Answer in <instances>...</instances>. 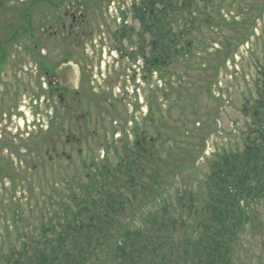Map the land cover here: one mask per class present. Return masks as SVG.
Wrapping results in <instances>:
<instances>
[{"label": "rangeland", "instance_id": "obj_1", "mask_svg": "<svg viewBox=\"0 0 264 264\" xmlns=\"http://www.w3.org/2000/svg\"><path fill=\"white\" fill-rule=\"evenodd\" d=\"M29 1L12 0L7 7L0 8V58L5 54L9 59L1 72L0 88L5 84L8 86L14 74L21 80L16 83L17 87H21L17 92L19 106L16 126L8 124L5 127L0 119V251L2 249L4 252L20 247L22 242L19 235L35 232L36 228H40L41 220L49 223L48 212H54L53 204L59 209V204L68 195V184L62 183L61 177L71 179L76 171L82 178L78 181L80 186L86 184L84 164L89 165L93 157L98 160V165L103 162L104 153L100 143L104 141L105 128H108V134H117L113 140L116 141L119 135L125 140L128 135V144L134 145L128 116L146 98V92L142 90L143 98L138 103L131 102L133 99L128 101L123 88L120 93L115 90L120 95L118 94V98L108 96V124L105 121L104 124L97 125L94 129L97 132L96 138L80 146L82 155H77L75 147L66 146L62 149L57 140L60 134L57 120L59 112L54 111L55 109L50 111L40 103L44 92L42 88L47 85L41 77H45V71L54 70L55 76L60 74L63 59L69 55L73 59H79L80 55L81 58L90 55L97 45L99 27L103 25L102 32L107 26L108 31H117L122 22L121 13H127L128 23L139 29L134 7L141 0H79L84 12L88 13L89 21L96 27L92 28L93 39L85 41L79 47L67 35L62 38L56 33L62 19L59 9L62 0H39L34 4H29ZM76 1L68 0L70 4ZM213 3L207 10L202 4L197 5V8H201V22L188 37L192 41V49L188 55L173 59L160 79L155 75L150 82L142 80L141 83L145 89L159 88V99H154V103L159 106L156 114L160 137L159 145L153 144V149L158 152L154 153L161 171V188H154L155 195L160 192V201L162 194L170 193L171 189L176 191L178 185L192 189L198 187V180L210 172L209 161H213L218 154L242 149L245 132L251 122L250 114L244 109L246 105L250 107L255 104L258 96L257 83L262 81L259 68L264 70V0H214ZM207 15L211 17V23L206 21ZM182 25V22L179 23V27ZM49 27L52 29L46 33ZM30 28L32 32L28 31ZM150 40L149 37L144 40L146 53L150 50ZM111 44L108 35L109 62L110 57H113V53H109ZM70 64L74 65V61ZM63 69L72 74L70 68ZM87 71L90 70L84 69V74H88ZM111 73L110 85L116 86L115 80L124 72L121 71L118 77L114 70ZM54 75L51 78L56 81L57 77ZM41 83L45 84L42 88ZM110 104L114 108L119 107V116L117 110L110 113ZM146 105L145 102L140 110L143 115L147 111ZM100 108L106 110L104 106ZM43 115L46 117L44 130L37 121L43 120ZM33 120L36 125L33 123L30 130L28 122ZM74 121L72 117L71 125ZM25 123L27 127L22 129ZM8 126H11V130L7 129ZM146 128L148 138L149 134L153 137L152 127ZM45 132L47 133L44 134ZM52 143L56 144L60 154L73 149L75 164L65 159H56L53 154V163L47 164L49 158L45 151L46 148H52ZM8 145L15 146L19 152H6L5 146ZM5 159L10 160V166H4L2 161ZM198 190L197 188L196 191ZM140 201L136 206L128 207L123 219L128 230L131 217L143 204L148 203L145 198ZM262 238L264 236L258 235L254 241L248 237L245 242L246 248L242 255L244 259L246 254L251 257L248 264H260V260L264 259Z\"/></svg>", "mask_w": 264, "mask_h": 264}, {"label": "trees", "instance_id": "obj_2", "mask_svg": "<svg viewBox=\"0 0 264 264\" xmlns=\"http://www.w3.org/2000/svg\"><path fill=\"white\" fill-rule=\"evenodd\" d=\"M10 1L0 0V8ZM213 2H142L136 13L157 42L163 66L188 55V37L201 22L197 5L207 10ZM211 20L207 15L206 21ZM261 77L255 104L244 109L251 122L242 149L209 161L210 172L198 180V187L178 185L160 201V192L154 193L161 184L156 155L138 140L135 148L116 151V166L98 169L88 184L69 187L59 209L53 204L54 212H48V224L41 220L35 232L20 234V247L1 249L0 264H248L251 257L242 255L245 242L264 236V74ZM142 198L148 203L131 217L128 230L123 220L128 207Z\"/></svg>", "mask_w": 264, "mask_h": 264}, {"label": "flooded vegetation", "instance_id": "obj_3", "mask_svg": "<svg viewBox=\"0 0 264 264\" xmlns=\"http://www.w3.org/2000/svg\"><path fill=\"white\" fill-rule=\"evenodd\" d=\"M59 9L62 13V19L59 30L56 32L58 36L61 35L63 38L67 35L69 40L72 39L73 43L78 45V47L85 41L93 39L94 32L92 28L96 27L89 21L88 13L84 12L83 5H81L79 0L74 4H70L68 0H62ZM81 9L83 12H81ZM134 24H136V22ZM125 25L130 29V34L128 36L126 30H121V34L116 33V35H113L111 30L108 31V26L105 28L104 32H102L101 28L103 25H101L97 30L99 37L96 42V48H94V51L90 55L88 54L89 56L86 55L88 57L82 56L81 58L80 55L79 59L77 57L73 59V56L69 55L63 59L62 66L60 65V74L58 73L57 76H55L54 70L51 72L45 71V77H41V80H45L47 85L46 88L41 87L44 92L40 98V103L41 105L44 104L46 108L48 107L47 109L50 111L55 109L54 111L59 112L57 120L59 122L60 134L57 140L58 143L61 144L62 149L66 148V146L75 147L78 150L77 155H82V151L79 150V148L84 142L96 138L97 132L94 129L97 125L104 124L105 121H107L108 124V96L118 98L121 88H123L124 95L128 97V101L133 99L131 102L135 103H138L139 99L143 98L142 90L146 92V98H144L147 104L146 113L144 115L140 113L142 105L145 104V102H143L139 104L137 108H134L135 110L128 116V121L132 125L130 134L133 135L134 144L137 139H140L141 141L148 142V149H150V146L154 148L153 144L159 145L160 129L158 125V116L156 114V112H159V106L154 103V99L155 101L159 99V88L145 89L142 88L141 83L142 80H149L150 82L155 78V75L157 79H159L160 57L154 56L150 50L146 53L144 35L140 29L129 24L128 21ZM88 28L89 30H87ZM117 32H119V30H117ZM108 35L112 42L109 48V53H113V57H110L112 63L108 61ZM134 35H136L135 41L133 40ZM148 37L150 39V36ZM156 49L159 55L157 46ZM4 56L6 55L3 54L0 58V67L4 66V62H2ZM68 58H70V61L66 63ZM6 61L8 63L9 59ZM73 61L74 65L70 64L71 62L73 63ZM63 68H70L72 74L67 71L65 72ZM84 69L90 70L89 72L87 71L88 74H84ZM112 70L117 73L116 77L120 75L121 71L124 72L117 80H115L116 77H113L116 81V86L110 85ZM152 70H154L153 73L151 72ZM53 75L57 77L56 81L52 80L51 76L53 77ZM1 77L2 76H0V78ZM18 81L21 80L14 74L10 78V84L8 86L5 84L0 88V119L5 127H7L8 124L12 125V127L16 126L15 120L17 118V107L19 106L17 92L20 91L18 89L21 88L16 85ZM72 81L74 82L73 84ZM41 85L43 86L45 84L41 83ZM26 89L27 88H25V91ZM115 90H118L119 93H116ZM128 91H131V93ZM97 100L99 103L96 102ZM101 106H104L106 110L101 109ZM118 108L119 107L114 108V106L110 104L109 111L113 114L117 110V116H119ZM71 113L73 115L69 116L68 114ZM72 117L75 121L74 124L71 125ZM48 119H50V117ZM42 122L46 124V117H44V115ZM43 124L42 129L44 130ZM147 126L152 127L153 137L149 134L148 138L146 134ZM7 129L11 130V126H8ZM48 129L47 127V130ZM148 129H150V127H148ZM46 133L47 132L44 134ZM63 137H65V140H63ZM114 137L115 134H108V128H105V133L103 135L104 141L100 143L102 149L106 150L107 155L108 150L110 151V160H112ZM127 138L129 139L128 135ZM128 139H125V141H128ZM120 141H122V139L117 140L115 143L119 144ZM51 146L52 148H46L45 151L46 156L49 158L47 164L53 163L54 160L51 158L52 154L56 159H65L72 164L74 163L72 155L73 149H71V152L62 151L60 154L56 149L55 143H52ZM5 150L8 153L13 151L14 154L17 151L15 146L10 147V145H8V147L5 146ZM91 156L94 155L92 154ZM91 162L92 160H90V164ZM2 163L4 166L11 165L9 159H5Z\"/></svg>", "mask_w": 264, "mask_h": 264}]
</instances>
